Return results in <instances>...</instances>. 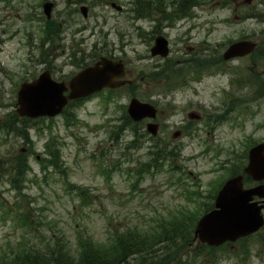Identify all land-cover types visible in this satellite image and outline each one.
<instances>
[{
	"label": "rangeland",
	"instance_id": "374dc122",
	"mask_svg": "<svg viewBox=\"0 0 264 264\" xmlns=\"http://www.w3.org/2000/svg\"><path fill=\"white\" fill-rule=\"evenodd\" d=\"M44 1L0 0L1 124L15 114L20 84L46 70L54 80L68 81L105 56L122 60L130 84L108 93L113 98L93 95L54 118L22 122L16 116L30 143L0 132V156L7 161L20 150H34L19 190L0 178V256L19 244L41 245L44 236L61 240L71 251L77 250L78 237L108 245L127 229H154L175 215L184 217L179 221L184 230L189 222L195 228L204 206L212 208L223 183L236 176L227 169L240 170L250 145L264 139V0H193L184 15L175 12L180 0H158L166 12L153 10L144 17L133 11V0H50L55 5L51 21L43 15ZM82 5L88 8L86 18ZM50 22L56 25L52 30ZM158 35L169 42L164 59L150 53ZM242 39L258 43L251 57L220 64L221 52ZM222 88L225 103L237 104L233 121L223 129L200 124L197 137L187 130L173 138L198 105L211 114L219 109ZM132 97L153 103L160 112L156 122L162 123L155 140L142 135L141 124L137 146L131 144L134 125L124 126L117 139L113 135L124 125ZM50 141L60 149L63 171L42 173ZM159 145L176 153L160 162L162 169L149 163ZM77 188L85 190L86 203ZM188 248L182 257L190 252L193 264H264V227L235 243Z\"/></svg>",
	"mask_w": 264,
	"mask_h": 264
},
{
	"label": "water",
	"instance_id": "95a60500",
	"mask_svg": "<svg viewBox=\"0 0 264 264\" xmlns=\"http://www.w3.org/2000/svg\"><path fill=\"white\" fill-rule=\"evenodd\" d=\"M251 0H246L250 2ZM112 7L121 10L114 3ZM53 3L45 2L43 12L47 19L51 17ZM84 17L87 8L81 7ZM256 44L245 40L232 43L223 54L224 60L243 57L253 52ZM167 41L162 36L155 39L151 48V55L166 56ZM124 75V66L121 61H112L100 58L94 65L77 73L68 82H56L50 78L48 71H44L38 79L24 82L17 93L16 113L19 117L38 118L53 117L62 112L69 100L87 97L104 87H119L123 81H117ZM69 89L68 95H64ZM127 112L134 121L145 118H155V108L148 104L132 99ZM147 130L152 135L157 133L156 124H147ZM244 174L254 181L264 180V143L251 148L248 153V164ZM243 175L227 180L216 195L214 208L205 213L196 225L194 234L199 242L209 246H219L225 242H234L238 238L248 236L258 231L264 225L261 210L263 204L252 202L254 197L264 198V185L260 184L250 189L243 188Z\"/></svg>",
	"mask_w": 264,
	"mask_h": 264
},
{
	"label": "trees",
	"instance_id": "16d2710c",
	"mask_svg": "<svg viewBox=\"0 0 264 264\" xmlns=\"http://www.w3.org/2000/svg\"><path fill=\"white\" fill-rule=\"evenodd\" d=\"M133 11L144 17L143 14L150 15L153 10H161L162 5L158 0H133ZM180 0L176 3L175 12L184 15L189 12L190 8L194 5V1ZM184 4V5H183ZM183 6H186V11H183ZM51 23V30L56 27L53 22ZM48 25V23H47ZM58 29L52 35H57ZM54 35V36H55ZM16 115L10 116V121L0 123V132L7 135H14L23 139L24 142L30 143V138L25 128L17 127L18 122L15 121ZM12 121V122H11ZM23 122H30L28 119H22ZM124 125H118V132H114V138L117 139L118 133L122 128L127 125H133L129 118L124 115ZM134 129L135 139L131 142L132 145L137 146L135 142L139 137L137 135V124ZM145 135V133H144ZM27 153L18 151L13 159L7 161L4 156H0V178L2 176L8 177V182L11 187L19 190L21 184L31 171L29 165V154H33L32 148H27ZM167 154L171 156L173 153L163 152L161 149H156L152 153L153 167L156 169L161 166V159H164ZM43 164L41 166L43 173L53 169V171L60 170L63 164L61 159V152L56 143L50 141L45 146V157L41 158ZM241 168V165H240ZM63 171V170H60ZM233 171L239 172V168ZM250 178L246 177L245 182H249ZM79 190V188H77ZM85 190H79L78 196L86 203ZM209 208L204 206L203 212L208 211ZM184 217L175 215L173 218L166 222L159 221L156 228L148 229H127L117 235L108 245H100L91 238H78L77 250H70L61 240L56 238H46L41 245H28L19 244L11 250V254H3L0 256V264H193L191 263L190 252L184 254L192 239V232L194 227L189 222L187 229L184 230L181 220ZM198 217L195 218L197 221ZM23 223L27 221L24 219ZM195 224V223H194Z\"/></svg>",
	"mask_w": 264,
	"mask_h": 264
},
{
	"label": "flooded vegetation",
	"instance_id": "af4514ba",
	"mask_svg": "<svg viewBox=\"0 0 264 264\" xmlns=\"http://www.w3.org/2000/svg\"><path fill=\"white\" fill-rule=\"evenodd\" d=\"M187 51L192 52L193 51L192 47H188ZM251 55L246 56L244 58H236L234 60H242V59H245L247 57L250 58ZM190 60H196V59H190ZM234 60H232V61H234ZM232 61H229V62H232ZM223 63H227V62L223 61V51H222L221 55H220V64L223 65ZM174 82H177V80H174ZM231 85H233V84H231ZM221 91H222V93H221V100H220L219 109H216V108L213 109V113L211 114V113H207L206 107L204 105H198L197 108H195L194 110H191L190 112H194L195 114L199 115L200 117L198 119H193V120L187 119V120L180 122L182 127L180 126L178 130L180 132L181 131L184 132V131L188 130L192 133V135H195V137H197L199 132L201 131V130H198V128H197L200 124H201V126L206 127V129H213V127H211V124L219 125L223 129V123L232 122L233 117H230V115L235 110H238V108H234V107H237V104H234L232 102L229 105L226 104L225 100L223 99V96H225V97H228V96L226 94L223 95V88L221 89ZM262 95H264V92ZM217 110H218V112H217ZM248 112H250L249 109H248ZM238 114H239V112H238ZM239 116H241V115L239 114ZM239 116L236 118V120H241V118ZM234 123H238V122H234ZM158 126H159V128L162 127V123L158 122ZM192 128L193 129L197 128L195 130L196 131L195 133L192 132ZM212 131H210L208 134H210ZM248 143H250V141ZM252 145H253V143L250 145V147ZM222 154H223V139H222ZM222 166H223V163H222Z\"/></svg>",
	"mask_w": 264,
	"mask_h": 264
}]
</instances>
